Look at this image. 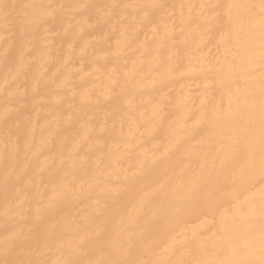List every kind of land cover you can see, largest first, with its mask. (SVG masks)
I'll return each instance as SVG.
<instances>
[{
  "label": "bare ground",
  "instance_id": "6f19581e",
  "mask_svg": "<svg viewBox=\"0 0 264 264\" xmlns=\"http://www.w3.org/2000/svg\"><path fill=\"white\" fill-rule=\"evenodd\" d=\"M260 0H0V264H261Z\"/></svg>",
  "mask_w": 264,
  "mask_h": 264
},
{
  "label": "snow or ice",
  "instance_id": "6c2138e0",
  "mask_svg": "<svg viewBox=\"0 0 264 264\" xmlns=\"http://www.w3.org/2000/svg\"><path fill=\"white\" fill-rule=\"evenodd\" d=\"M260 10L262 14V24H264V0H260ZM262 112H264V103H262ZM262 124H264V120H262ZM262 252H264V232H262ZM261 264H264V261H262Z\"/></svg>",
  "mask_w": 264,
  "mask_h": 264
}]
</instances>
